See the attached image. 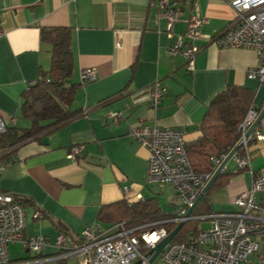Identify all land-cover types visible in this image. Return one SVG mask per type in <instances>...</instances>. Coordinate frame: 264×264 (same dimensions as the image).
<instances>
[{"label": "crops", "instance_id": "0c3cea01", "mask_svg": "<svg viewBox=\"0 0 264 264\" xmlns=\"http://www.w3.org/2000/svg\"><path fill=\"white\" fill-rule=\"evenodd\" d=\"M169 1L181 9L171 36L183 34L194 11L191 0ZM193 1L206 22L194 40L199 51L188 69L181 54H169L172 38L160 0H0V117L6 127L30 125L22 117L23 93L51 65V44L42 39V30L71 31L72 73L79 84L71 108L84 113L17 148L0 175L1 189L23 201L25 235L50 242L45 255L58 251L53 243L60 233L80 244L85 229L111 226L99 220V213L123 198L136 202L141 195L154 198L163 212L176 210L170 185H145L149 153L129 135L131 126L177 128L185 141H193L201 135L209 102L228 85L251 89L255 105L264 106V84L246 76L260 62L256 51L210 42L234 17L231 7L224 0ZM86 68L95 70L96 78L82 84L79 76ZM155 82L164 94L153 108L148 88ZM113 113L121 115L116 123ZM259 124L264 133V119ZM74 147L81 150L71 158ZM249 153L244 167L234 157L224 167L228 175L209 194L212 212L237 210L235 197L264 170V140L255 141ZM256 198L264 209V186ZM35 211L43 218H34ZM29 255L20 242L9 246L12 260ZM69 257L78 264L77 257Z\"/></svg>", "mask_w": 264, "mask_h": 264}, {"label": "built area", "instance_id": "2783aa9c", "mask_svg": "<svg viewBox=\"0 0 264 264\" xmlns=\"http://www.w3.org/2000/svg\"><path fill=\"white\" fill-rule=\"evenodd\" d=\"M224 1L233 10L234 17L211 37L210 42L219 48L256 51L260 62L257 66L249 67L246 76L264 84V0ZM190 2L194 11L187 19L186 30L175 36H171V32L174 24L179 21L181 9L169 0H160L159 6L166 19L167 32L172 38L168 47L169 54H181L186 67L193 69L194 57L199 51L194 40L206 19L201 16L194 1ZM95 78L96 73L92 68L83 69L79 76L82 84ZM163 94L164 88L160 83H153L148 88L149 105L156 108ZM261 109L252 103L239 125L244 154V157L234 154L239 167L248 163L249 147L257 140H264L260 124L247 135ZM109 116L113 123L118 122L121 117L118 113ZM5 130L6 123L0 117V134ZM129 135L147 148L149 153L145 185L167 184L172 187L178 206L173 215L136 227H127L123 222L108 228L96 225L93 229L82 232L80 244L60 233L53 246L63 252L51 257H39L45 253L50 242L43 236L25 235L26 214L22 201L15 200L11 193L0 187V264H35L67 256L77 257L78 264H148L151 255L147 253L170 232L165 225L176 226L181 222L185 224L194 217L192 213L187 215L188 211L228 153L211 156V170L196 174L187 157L183 130L143 123L131 126ZM80 150V147H74L71 158ZM3 169L4 164L0 163V175ZM263 186L264 170L253 177L249 189L235 197L237 210L195 217L210 220V226L201 229L187 242L170 241L152 264H264V209L257 205L256 198V193ZM127 192L128 187H123V193L126 195ZM145 200L146 197L138 196L139 202ZM33 216L43 218L44 215L35 211ZM17 242L22 243L32 259L19 261L10 258L9 246Z\"/></svg>", "mask_w": 264, "mask_h": 264}, {"label": "trees", "instance_id": "16d2710c", "mask_svg": "<svg viewBox=\"0 0 264 264\" xmlns=\"http://www.w3.org/2000/svg\"><path fill=\"white\" fill-rule=\"evenodd\" d=\"M41 37L51 44V65L49 70L41 73V77L23 93L22 117L28 119L30 125L26 128L6 127V130L0 134V163L2 164L11 161L15 150L20 146L37 140L44 133L56 130L84 113L82 110L71 108L79 84L75 83L72 73L73 56L70 29L67 27L43 29ZM253 101L254 92L247 87L238 85H228L213 97L199 125L201 135L193 141L185 142L187 157L194 173L210 171L211 156L228 153L233 149L240 138L239 125L251 104L254 103ZM238 153H242V149H239ZM227 175L226 172H221L218 175L208 192L193 210L194 217L181 227L174 236L173 242H187L190 237L195 236L202 229L200 227L202 220L195 217L212 213L209 204L210 191L212 188L220 186L222 179L225 180ZM13 196L15 200L22 201L21 198ZM172 215V212H163L154 198H146L144 202L131 203L123 198V200L102 209L99 213V220L112 222L111 226L123 222L127 227H136L166 219ZM165 226L168 231L175 227L173 224ZM59 254L61 251L58 250L53 254H42L39 257H51ZM27 257L19 261L33 258L30 255ZM55 264H67V258L57 259Z\"/></svg>", "mask_w": 264, "mask_h": 264}, {"label": "water", "instance_id": "95a60500", "mask_svg": "<svg viewBox=\"0 0 264 264\" xmlns=\"http://www.w3.org/2000/svg\"><path fill=\"white\" fill-rule=\"evenodd\" d=\"M264 116V106L262 107L258 117L256 118V120L254 121V123L251 125V127L248 129L247 131V135L254 129V127L261 121V119ZM242 144V140L240 139L236 145L233 147V149L227 154V156L225 157V159L222 161V163L220 164V166L216 169V171L213 173L212 177L210 178V180L208 181V183L206 184V186L204 187V189L202 190V192L199 194L194 206L192 208H190V210L188 211L187 215H190L193 210L195 209V207L197 206V204L201 201V199L205 196V194L207 193V191L209 190V188L211 187V185L213 184V182L215 181V179L218 177V175L223 172L224 167L226 166V164L230 161L231 158L234 157V154L238 151V149L240 148ZM184 224L178 223L172 231H170L168 233V235L161 240L157 245H155V247H153L148 253L147 255H151L148 264H152L154 262V260L157 258V256L162 252V250L164 249V247L173 240L174 236L177 234V232L181 229V227ZM135 264H138L135 263Z\"/></svg>", "mask_w": 264, "mask_h": 264}, {"label": "rangeland", "instance_id": "374dc122", "mask_svg": "<svg viewBox=\"0 0 264 264\" xmlns=\"http://www.w3.org/2000/svg\"><path fill=\"white\" fill-rule=\"evenodd\" d=\"M167 212V211H166ZM210 226V220H208V219H204V220H202L201 221V223H200V227L202 228V229H207L208 227ZM24 254H27L26 252H23ZM64 258H66V257H64ZM73 257H69V259L67 260V262H68V264H74V263H72V260H70V259H72ZM54 264V263H53Z\"/></svg>", "mask_w": 264, "mask_h": 264}]
</instances>
